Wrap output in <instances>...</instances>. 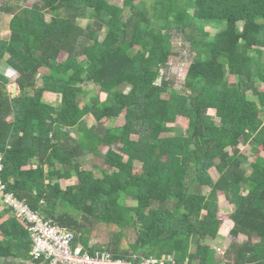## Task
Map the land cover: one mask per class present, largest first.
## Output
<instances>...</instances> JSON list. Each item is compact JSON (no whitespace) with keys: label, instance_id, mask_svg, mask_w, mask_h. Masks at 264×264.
I'll return each instance as SVG.
<instances>
[{"label":"trees","instance_id":"16d2710c","mask_svg":"<svg viewBox=\"0 0 264 264\" xmlns=\"http://www.w3.org/2000/svg\"><path fill=\"white\" fill-rule=\"evenodd\" d=\"M122 1L0 4V14L11 15L0 68L18 73L19 90L11 96L0 71L5 190L75 231L91 253L264 264V89L257 85L264 84V0ZM172 35L191 56L179 88L164 73ZM121 114L122 124H106ZM177 116L188 119V133L163 136ZM240 144L251 145L254 159L229 152ZM88 155L112 167L85 168ZM214 165L216 179L208 173ZM218 192L231 206L229 234L243 236L222 254L208 243L219 237ZM1 201L0 264H39L29 232ZM88 220L112 226L111 239L91 244Z\"/></svg>","mask_w":264,"mask_h":264},{"label":"rangeland","instance_id":"374dc122","mask_svg":"<svg viewBox=\"0 0 264 264\" xmlns=\"http://www.w3.org/2000/svg\"><path fill=\"white\" fill-rule=\"evenodd\" d=\"M36 0H0V4H8V6L12 7H30ZM113 3H116L117 5L123 4L122 0H111ZM11 18L10 14L1 12L0 14V36L4 37L9 34V27L8 23ZM50 18V15L46 14L44 16L45 21L47 22ZM86 20H80V23L84 25ZM208 29L211 31L213 28L208 26ZM170 44L172 46V53L169 57L168 61V68L166 71H164L167 76L172 79L174 82V85L176 88H179L184 80V76L186 74V71L188 69V66L191 61V56L188 52L187 47L183 45V41L181 38H179L177 35H172L170 37ZM260 52V51H259ZM7 55L5 56V58ZM61 58L63 57L62 55L60 56ZM0 71H2L8 78H9V83L7 84V90L9 91L11 96H16L19 92L18 87L16 85V77L18 76L17 72H14L11 70L9 67L4 66L3 68H0ZM159 81V80H158ZM231 82L234 81V78L231 77L230 79ZM258 88L263 90L264 89V84L259 83L257 84ZM89 87H92V85H89ZM98 98L100 100L105 99V94L98 92L97 89L95 90ZM43 97L45 100L49 102H55L54 99L50 96L48 92L42 93ZM253 99L250 101L253 103ZM255 102V101H254ZM208 113H210L212 116H215L216 111L214 109H209ZM264 118V117H263ZM93 120L91 118L88 119V124H91ZM106 124H111V125H120L123 123V114H121L117 118L113 119H107L105 120ZM171 127H173V131L167 132L162 134L163 136H170V135H176V134H183L186 135L188 133V119L183 116H177L176 120L174 123L170 124ZM136 137V136H135ZM107 147L103 146L101 148L102 152H105ZM229 152L238 154L242 153L246 156L249 157L248 160L254 159V154H251V145L250 144H240L237 147H229L228 148ZM259 155L264 156V151L259 148ZM217 162V161H216ZM92 163H96L97 165L103 167L104 169H110L112 167V164L110 161L103 159L102 157L94 156L92 157L91 155L87 156V159L84 161L83 166L85 168H91ZM140 164L138 162H135V170L139 169ZM28 167V166H27ZM209 175L213 178L216 179L218 176L217 172V166L214 165L211 168L208 169ZM61 184L63 187H65L68 184H74L77 182V179L75 177L71 179H62L60 180ZM218 202H219V210H218V216L216 223L218 225V230H219V237L216 239H209L208 243L214 247L217 250L218 254H222L224 249L230 245V243H233L234 241H239L243 239V236H238L237 238H234L229 234V227L230 225L228 224V215L231 212V206L224 197V194L222 192H218ZM128 204H134L135 201L133 199H128L127 200ZM70 214H72L75 217H78L80 219V214L77 212L72 211ZM85 227L90 229L89 237H90V243L91 244H103L105 242H108L113 234V227L112 226H107L102 223H96L93 222L92 220H88L84 222ZM76 233V232H75ZM126 237L123 238L120 242L121 248L127 249L128 244L130 241L133 239V234H132V229H126L125 231Z\"/></svg>","mask_w":264,"mask_h":264},{"label":"built area","instance_id":"2783aa9c","mask_svg":"<svg viewBox=\"0 0 264 264\" xmlns=\"http://www.w3.org/2000/svg\"><path fill=\"white\" fill-rule=\"evenodd\" d=\"M0 196L2 205L10 209L29 232L32 241L30 255L39 264H189L187 259L177 263L173 254L141 257L134 262L114 258L109 251L96 250L91 253L76 239L74 231L52 217H44L32 210L12 192L6 191L1 179Z\"/></svg>","mask_w":264,"mask_h":264},{"label":"clouds","instance_id":"9594fccd","mask_svg":"<svg viewBox=\"0 0 264 264\" xmlns=\"http://www.w3.org/2000/svg\"><path fill=\"white\" fill-rule=\"evenodd\" d=\"M1 207H4L3 205H2V203H1ZM10 210V209H9ZM10 213L11 214H13L11 211H10ZM14 215V214H13ZM15 216V215H14ZM21 223V222H20ZM22 224V223H21ZM23 225V224H22ZM24 226V225H23ZM75 232V231H74ZM75 235H76V233H75ZM31 251V250H30Z\"/></svg>","mask_w":264,"mask_h":264}]
</instances>
